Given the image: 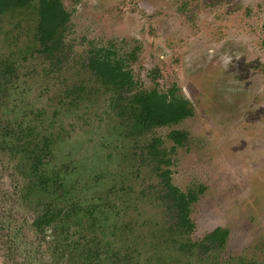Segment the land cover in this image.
Wrapping results in <instances>:
<instances>
[{"label":"rangeland","instance_id":"374dc122","mask_svg":"<svg viewBox=\"0 0 264 264\" xmlns=\"http://www.w3.org/2000/svg\"><path fill=\"white\" fill-rule=\"evenodd\" d=\"M63 2L70 20L52 57L39 44V2L0 15V264H264V0ZM111 44L136 53L139 87L177 86L193 115L131 135L115 92L87 67L91 46ZM173 130L187 133L170 153L173 183L204 188L184 237L146 157L154 137L172 150ZM35 159L57 185L44 189ZM53 199L77 209L56 224L67 247L36 228ZM217 226L230 231L223 248H180Z\"/></svg>","mask_w":264,"mask_h":264},{"label":"trees","instance_id":"16d2710c","mask_svg":"<svg viewBox=\"0 0 264 264\" xmlns=\"http://www.w3.org/2000/svg\"><path fill=\"white\" fill-rule=\"evenodd\" d=\"M36 2L40 4L38 7V39L43 47L41 51L52 57L64 49L65 25L70 20V14L63 0H0V15L14 14ZM115 46V44L109 47L91 46L87 67L107 89L115 92L113 98L115 110L119 116L128 118L131 135L144 136L157 127L171 126L193 115L191 102L178 93L177 86H173L166 92L159 90L158 87L150 89L139 87L129 65L131 59H136V53L131 52L128 56L122 55ZM11 67L8 65V69ZM169 137L175 142L172 150L162 148V139L154 137L146 146V157L153 164L159 177L160 197L169 209L171 226L181 237H184L195 230L196 225L191 218L192 205L199 199V194L204 191V188L185 192L173 183L171 168L173 160L170 153L177 146L184 144L187 133L173 130ZM38 161L39 159H35L32 173L39 178L45 190L51 189L50 184L57 185L59 178L49 177L44 171L40 173ZM62 185L64 186L63 183ZM43 205L45 213L52 211L51 204ZM55 214H58L57 210ZM40 222L48 223L46 214L42 215ZM229 233L227 228L217 226L200 242L183 241L180 243V248L185 251L199 249L203 253H208L223 248ZM87 250H90V247Z\"/></svg>","mask_w":264,"mask_h":264},{"label":"flooded vegetation","instance_id":"af4514ba","mask_svg":"<svg viewBox=\"0 0 264 264\" xmlns=\"http://www.w3.org/2000/svg\"><path fill=\"white\" fill-rule=\"evenodd\" d=\"M58 197H60L58 195ZM57 200L53 199V200H48L46 203L51 204L50 206L52 207V211H50L49 213H45L44 211V205H43V211L42 213L36 218V228L43 230V229H52L51 232H54V234L56 235V238L54 237V242L56 244H59V247H67V243H66V235H64L65 233L63 232V228L66 227L64 225H67L66 220L68 219V217L71 215V213L73 214L75 211H77L75 205L71 206V207H67V208H60L57 203L55 202ZM49 207V206H48ZM75 207V208H74ZM58 212V214H55V212ZM43 214H46V217L48 218V223H41L40 219L42 217ZM53 218V219H52ZM64 218V219H63ZM56 224H59L62 229H58L57 227H59V225L56 226ZM67 229L69 230V228L67 227ZM82 240L85 239H79V241L81 242ZM78 241V242H79ZM88 247V246H87ZM91 264H96L95 262H91Z\"/></svg>","mask_w":264,"mask_h":264}]
</instances>
